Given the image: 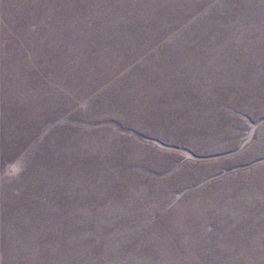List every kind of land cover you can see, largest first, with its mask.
<instances>
[{
	"label": "rangeland",
	"instance_id": "374dc122",
	"mask_svg": "<svg viewBox=\"0 0 264 264\" xmlns=\"http://www.w3.org/2000/svg\"><path fill=\"white\" fill-rule=\"evenodd\" d=\"M0 264H264V0H0Z\"/></svg>",
	"mask_w": 264,
	"mask_h": 264
}]
</instances>
